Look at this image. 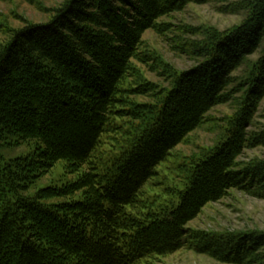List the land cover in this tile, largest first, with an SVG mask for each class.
I'll return each instance as SVG.
<instances>
[{
	"label": "trees",
	"instance_id": "trees-1",
	"mask_svg": "<svg viewBox=\"0 0 264 264\" xmlns=\"http://www.w3.org/2000/svg\"><path fill=\"white\" fill-rule=\"evenodd\" d=\"M203 1L68 0L48 22L28 24L0 43V264H146L186 246L250 264L255 239L195 234L189 224L234 187L264 189V161L237 160L264 94V57L221 138L195 159L169 165L183 174V185L165 190L174 201L153 208L142 200L144 187L205 115L233 100L238 89L225 90L250 43L241 45V28L249 38L263 24L260 0L231 30L239 33L213 37L197 74L180 72L173 82L171 70L169 87L157 88L136 66L152 61L139 49L144 32L165 14ZM127 6L139 13L130 21ZM5 144L31 151L8 159ZM59 162L74 178L38 186Z\"/></svg>",
	"mask_w": 264,
	"mask_h": 264
},
{
	"label": "rangeland",
	"instance_id": "rangeland-1",
	"mask_svg": "<svg viewBox=\"0 0 264 264\" xmlns=\"http://www.w3.org/2000/svg\"><path fill=\"white\" fill-rule=\"evenodd\" d=\"M67 1L0 0V43L6 42L15 30L24 29L28 24L48 22L56 8L63 7ZM259 3L260 0H204L199 3H189L181 10L165 14L157 21V26L146 30L141 38L139 45L141 56H149L152 61L148 65L137 64L139 74L162 90L167 89L172 80L175 82V76L180 72H185V75L197 74L202 69V65L208 61V56H205L204 51L213 37L219 39L227 33L231 36L239 33V30H236L235 34L231 30L239 27L250 16L249 5L260 8ZM117 5L118 10L122 12L124 9L122 4ZM138 8L140 10L138 11L142 12L141 6L138 5ZM125 9L129 15L126 17L127 21L139 14L128 6ZM162 24L163 28L160 26ZM100 31L109 33L104 29ZM245 32L241 28L240 34L243 33L241 45L244 44L243 41H249V44H245L248 51L237 63L236 71L230 77L229 88L227 91L225 90L229 95L233 86L238 89L233 94V100L219 103L209 111L205 115L202 125L176 147L169 160L159 167V174L153 177L143 189L145 194L142 200L145 204L153 205L155 203L153 208H156L161 203L169 200L174 201L165 190L169 186L180 187L183 185V174L178 169L171 170L169 165L190 158L195 159L202 155L221 138L225 127L229 124V119L240 110L243 98H249L246 95L251 84L249 81L253 79V75L259 69L256 61L264 57V20L258 31L253 32L249 38L248 32ZM123 35L121 34L119 37L123 39ZM230 35L227 39H231ZM76 50L79 51L78 48ZM171 70H175L176 74L172 80H167L165 74ZM261 82L264 83V78ZM260 86L262 84L259 83L254 92L261 88ZM251 91H253L252 88ZM137 99L145 100L144 98ZM15 117L14 120L17 121ZM251 118L252 120L245 129L247 143L237 159L240 166L264 161V94L257 101ZM5 145L2 149L8 159L26 155L31 151L28 145L15 147ZM72 176L75 175L66 173L64 164L59 162L38 183V186L44 187L55 181L66 182L72 180L74 178ZM260 190L262 191H247L234 187L221 200L209 203L201 214L189 224V227L195 234L208 233L216 236L228 234L255 239L253 242L254 251L249 253L251 255L247 260L250 264H264V189ZM177 202L176 198L175 203ZM249 243L251 244V242ZM146 264L231 263H224L208 254L195 252L186 246L172 255Z\"/></svg>",
	"mask_w": 264,
	"mask_h": 264
}]
</instances>
